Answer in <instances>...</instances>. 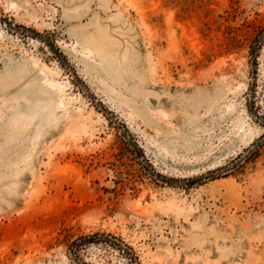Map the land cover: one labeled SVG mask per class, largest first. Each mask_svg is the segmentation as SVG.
Here are the masks:
<instances>
[{
    "label": "rangeland",
    "instance_id": "obj_1",
    "mask_svg": "<svg viewBox=\"0 0 264 264\" xmlns=\"http://www.w3.org/2000/svg\"><path fill=\"white\" fill-rule=\"evenodd\" d=\"M263 32L264 0H0V264H264Z\"/></svg>",
    "mask_w": 264,
    "mask_h": 264
},
{
    "label": "water",
    "instance_id": "obj_2",
    "mask_svg": "<svg viewBox=\"0 0 264 264\" xmlns=\"http://www.w3.org/2000/svg\"><path fill=\"white\" fill-rule=\"evenodd\" d=\"M264 37V32L259 36V38L257 39V43H259V41L261 40V38ZM257 45V44H256ZM133 147L135 146L134 144L132 145ZM258 146V142H255L252 146H250L242 155H240L237 159H235L232 163H230L229 165H227L224 168L218 169V170H214V171H210L208 173H205L201 176H199L198 178L195 179L196 182H198V180H202V179H211L214 178L216 176H219L221 174H224L230 170H232L234 167H236L237 165H239L244 159H246V157ZM134 150L135 147H134ZM150 174L154 176V173L152 171H150ZM164 181H168L170 182V180H167L166 178L163 179ZM194 181V180H192Z\"/></svg>",
    "mask_w": 264,
    "mask_h": 264
},
{
    "label": "trees",
    "instance_id": "obj_3",
    "mask_svg": "<svg viewBox=\"0 0 264 264\" xmlns=\"http://www.w3.org/2000/svg\"><path fill=\"white\" fill-rule=\"evenodd\" d=\"M94 235H95V234H93V236H94ZM84 239H85V240H89L90 238H89V237H84ZM132 259H136V258H135L134 256H132V257H131V260H132ZM136 264H138V262H137Z\"/></svg>",
    "mask_w": 264,
    "mask_h": 264
}]
</instances>
